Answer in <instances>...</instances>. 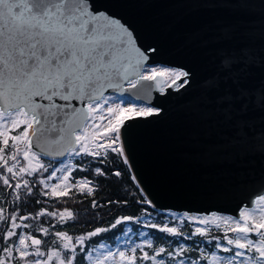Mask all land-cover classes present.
Instances as JSON below:
<instances>
[{"label":"snow or ice","instance_id":"obj_1","mask_svg":"<svg viewBox=\"0 0 264 264\" xmlns=\"http://www.w3.org/2000/svg\"><path fill=\"white\" fill-rule=\"evenodd\" d=\"M225 6L240 17L253 14L254 5L247 0H231ZM235 28L226 26L223 38L231 39ZM157 51L154 46L141 50L130 27L97 8L93 0H0V182L15 193L13 202L22 199L21 189L27 196L34 194L32 181L25 177L48 172L52 167L51 161L47 164L42 162L41 154L50 157L83 155L92 157L99 164H106L107 160L101 157L116 153L124 158V164H128L122 143V129L126 122L158 115L160 109L135 103L128 106L110 103L104 92L112 89L123 93L127 91L123 87L127 82L130 89L140 86L143 95L137 94L136 99L142 100L151 94L152 86L163 94L166 88L188 84L187 71L166 67L145 69L149 55L154 56ZM222 56V71L238 87L234 95L230 93L220 97L219 102L226 106L229 119L233 118L235 110L243 125V118L250 107L264 111V90L254 95L240 84V77L255 66L256 61L250 58L248 49H241L239 55L225 52ZM145 81L150 83L145 85L142 83ZM219 86L218 79L206 82L209 90ZM74 101L81 102L83 106H75ZM21 127L17 134H11ZM76 167L61 161L60 166L46 178L38 180L44 189L40 195L57 201L71 198L74 190L87 196L94 195V181L87 178L73 181ZM79 170L92 171L94 176L108 174L99 166L94 169L81 167ZM114 176L120 177L121 173L116 171ZM54 178L57 183H51ZM91 203L93 208L99 206L94 199ZM142 203L151 204V201L143 200ZM6 212L7 209L0 208V221L7 224L6 231L0 230L3 231L0 240L4 242L0 249V264H79L76 256L78 246L83 252L87 239L109 231L98 227L86 236L74 238L65 231L50 232L51 224L49 227L40 226L35 231L56 238L52 241L54 247L45 251L42 250L44 240L17 231L29 229L32 225L16 221L47 216L56 219L57 225L66 224L75 219L73 211L65 208L57 212L42 208L35 216H18L15 212L6 216ZM173 218L181 223L197 221L205 226L197 227L192 236L204 237L209 225L226 227L223 239L236 251L228 257H218L213 253L210 264H264V195L257 196L248 208H242L238 218L215 214L203 218L185 214ZM132 219L130 216L117 218L110 227L115 228ZM146 226L174 237L184 235L177 227L167 224ZM227 232L236 234L235 238H229ZM250 234L258 239H249ZM144 246L153 248L151 241H145L143 245L131 248L130 254L108 251L98 254L93 260L89 253L84 259L92 264H109L110 261L111 264H138V261L165 264L164 259L157 258L167 252L168 257L175 261L188 251L181 244L172 251L164 247L154 249L151 255L142 251L137 257V249ZM216 248H222L224 253L232 252L231 247H222L219 242ZM246 252L252 255L246 256ZM202 259L208 257L202 256ZM193 264L197 262L193 261Z\"/></svg>","mask_w":264,"mask_h":264},{"label":"water","instance_id":"obj_2","mask_svg":"<svg viewBox=\"0 0 264 264\" xmlns=\"http://www.w3.org/2000/svg\"><path fill=\"white\" fill-rule=\"evenodd\" d=\"M93 2L129 26L141 50L158 49L145 66L167 65L189 73L183 87L161 94L152 86L140 101L159 108V114L126 122L122 129L128 167L147 200L161 210L238 216L264 194V111L250 107L243 125L235 110L232 119L226 116L219 98L234 95L238 85L222 71V53L239 55L248 49L256 63L240 84L254 95L264 90V2L247 0L254 5L253 14L243 17L225 6L231 0ZM226 26H236L231 39L223 38ZM210 79H218L219 88L209 90ZM123 87L127 91L105 89L104 94L134 100L143 95L140 86L130 89L124 82Z\"/></svg>","mask_w":264,"mask_h":264},{"label":"trees","instance_id":"obj_3","mask_svg":"<svg viewBox=\"0 0 264 264\" xmlns=\"http://www.w3.org/2000/svg\"><path fill=\"white\" fill-rule=\"evenodd\" d=\"M63 159H68L71 164L76 165V169L73 171V181L81 178H87L94 181L95 192L92 196L86 194H80L75 192L69 197L56 199H49V197L41 196L40 185L37 181V175L34 177H25L32 181L33 195L27 196L25 190L21 189L22 199L20 201L13 202V196L15 193H11L13 190L5 188L0 182V208L7 209L5 215L7 216L12 210L19 216L26 213V215L35 216L36 213L46 208L49 211L63 210L65 208L73 211L75 219L66 224L57 225V220L46 216V219H29L32 220V227L26 229L33 234H37L45 243L42 247L50 246V236H45L43 233L35 231L36 228L49 227L51 224L50 232L65 231L74 238L77 236H86L88 232L95 230L96 228H108L109 231L103 232L96 237H92L85 241V251L81 252L79 246L77 248V259L79 264H85V253L87 250L94 247L99 242H105L108 246L114 247L119 242L120 236L127 230L128 238L135 242L132 248L136 245H143L145 241H151L153 248H147L144 246L142 249H137L135 255L140 256L142 251H147L149 254H153L154 249L160 247L166 248L168 251H172L178 248L179 245H184L188 251L182 256L186 261H196L197 264H203L207 259H202V256H209L214 249V235L219 233V228L215 225H209L208 232L204 237L192 236L194 230L195 221H184L181 223L178 219H174L176 216L170 210H161L151 206V204L142 203L143 200H147L139 186L137 185L128 164H124L123 157L118 156L116 153H109L107 157H101L106 159V164H99L96 160H93L89 156H68L67 154L62 158L47 157L41 155V160L44 163L51 161L52 167L49 168L50 173ZM55 166V167H54ZM102 167L108 173L106 176H94L92 171H80L79 168ZM119 171L120 177H115L114 173ZM47 174V172L42 173ZM95 200L98 207H92V200ZM40 200L41 203L37 204L36 201ZM112 203H109V202ZM126 202V203H125ZM123 216L133 217L131 221H125L117 225L115 228L110 226L115 223L117 218ZM183 216V215H182ZM180 217V216H179ZM151 223H157L159 225L167 224L170 227H177L184 235L180 237H174L167 233H161L158 229L147 227ZM38 226V227H36ZM0 230L6 231L7 224L4 221H0ZM3 231H0V235H3ZM19 232L20 229H17ZM143 233L144 235H141ZM254 238L253 234H250ZM191 237V238H188ZM145 240L140 242V239ZM15 240V238H13ZM49 241V242H47ZM138 243V244H137ZM140 243V244H139ZM4 242L0 240V249H2ZM50 247H54L52 244ZM130 251V250H129ZM130 254V252H129ZM165 260V264H173L167 252L162 255ZM138 264H151L150 261H138Z\"/></svg>","mask_w":264,"mask_h":264},{"label":"rangeland","instance_id":"obj_4","mask_svg":"<svg viewBox=\"0 0 264 264\" xmlns=\"http://www.w3.org/2000/svg\"><path fill=\"white\" fill-rule=\"evenodd\" d=\"M152 67H166V68H170V69H175V70H180V69H178V68H173V67H170V66H167V65H153V66H150V65H146L145 66V69L147 70V69H150V68H152ZM105 96H107V97H109V102L111 103V102H115V103H123V106H128V104L129 103H135L137 106H151V107H154V106H152V105H150V104H147V103H144V102H142V101H140V100H134V99H131V98H128V97H124V96H122V95H119V94H116V93H109V94H104ZM154 108H156V107H154ZM23 127V126H22ZM22 127H21V129H17V130H15L13 133H11V134H17L19 131H21L22 130ZM63 162H65V163H70V161L68 160V159H63L62 160ZM60 166V163L56 166V167H59ZM55 167V166H54ZM55 167V168H56ZM54 170V169H53ZM51 173V172H50ZM50 173H48L47 172V174H39V175H37V181L40 179V178H46ZM59 175V174H58ZM58 181L54 178L52 181H51V183H57ZM14 183V182H13ZM40 189L42 190V191H44V189H43V186H41L40 185ZM21 191V190H20ZM11 193H13V191L11 192ZM262 195H264V194H262ZM152 206V205H151ZM242 208H246V207H242ZM241 208V209H242ZM248 208V207H247ZM240 209V210H241ZM171 211V210H170ZM11 212H15V210L13 211H11ZM10 212V213H11ZM171 212H173L174 214H176V216H182V215H185V214H187V215H189V216H197V217H200V218H203L204 216H210V215H212V214H215V215H217V216H223V217H229V218H238V216H236V217H233L232 215H229V214H225V213H218V212H212V213H210V214H208V215H202V214H191V213H183V212H175V211H171ZM18 215V214H17ZM19 216V215H18ZM42 219H46V216H44ZM17 223H28V224H30V225H32V220L31 221H23V222H21V221H19V220H17L16 221ZM194 230L197 228V227H205L204 225H200L197 221H195L194 222ZM36 227H38V226H36ZM219 233H217V234H215L214 236V249H213V251L209 254V256H208V259H207V261L205 262V263H203V264H210V260H211V256H212V254L214 253L216 256H218V257H228V256H230V255H233L234 254V252L236 251V249L233 247V246H229V245H227V243H226V241L223 239V237H224V235H225V233H226V227L224 226V225H221L220 227H219ZM19 232H22V233H29V234H33V233H31L30 231H27L26 229H23V228H20V231ZM227 235L229 236V238H235V236H236V234H234V233H231V232H227ZM254 235V234H253ZM128 234H127V230L126 231H124V233L120 236V238H119V242L116 244V246H114V247H110V246H108L105 242H99V243H97L94 247H92L91 249H89V250H87L86 251V253H85V257L89 254V253H91V255H92V257H93V260L96 258V256L98 255V254H100V253H105V252H108V251H111V252H113L114 254H118V252L119 251H125L126 252V254H129V250L132 248V246L133 245H135V242H133L131 239H129L128 238ZM51 238H50V241L52 242L53 240H55L56 238H55V236L54 235H51L50 236ZM249 239H258V237H256L255 235H254V238L253 237H251V235H249ZM145 239L144 238H141L140 239V242H142V241H144ZM47 242H49V241H47ZM220 243L221 244V246L222 247H231L232 248V252H230V253H224L223 251H222V248L221 249H218V248H216V244L217 243ZM138 244V243H137ZM140 244V243H139ZM52 245V243L50 244V246ZM101 245H104V247L103 248H101L100 246ZM49 245H47L45 248L44 247H42V250H47L49 247H50ZM95 249V250H94ZM247 255H252V253H247L246 252V256ZM117 259H118V256H117ZM157 259H161V258H157ZM238 259H242V258H238ZM180 261H183V264H193V261H186L185 259H183V258H179L178 260H175L174 262H173V264H180ZM85 264H92V262L91 261H89V260H87L86 259V263ZM109 264H111V261L109 262Z\"/></svg>","mask_w":264,"mask_h":264}]
</instances>
